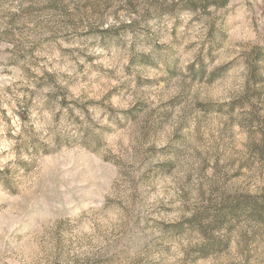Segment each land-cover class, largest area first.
<instances>
[{
    "label": "rangeland",
    "instance_id": "1",
    "mask_svg": "<svg viewBox=\"0 0 264 264\" xmlns=\"http://www.w3.org/2000/svg\"><path fill=\"white\" fill-rule=\"evenodd\" d=\"M0 264H264V0H0Z\"/></svg>",
    "mask_w": 264,
    "mask_h": 264
}]
</instances>
